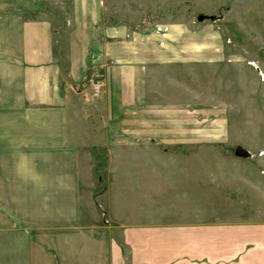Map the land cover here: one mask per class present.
I'll return each mask as SVG.
<instances>
[{
  "label": "crops",
  "instance_id": "crops-1",
  "mask_svg": "<svg viewBox=\"0 0 264 264\" xmlns=\"http://www.w3.org/2000/svg\"><path fill=\"white\" fill-rule=\"evenodd\" d=\"M102 10L100 0H0V264H264V224L164 210L187 199L160 180L177 177L173 167L145 158L158 150L139 146L176 137L161 131L148 71L190 54L174 38L108 27ZM98 138L102 224L83 196ZM164 189L172 195L160 198ZM139 195L155 212L129 210Z\"/></svg>",
  "mask_w": 264,
  "mask_h": 264
},
{
  "label": "rangeland",
  "instance_id": "rangeland-1",
  "mask_svg": "<svg viewBox=\"0 0 264 264\" xmlns=\"http://www.w3.org/2000/svg\"><path fill=\"white\" fill-rule=\"evenodd\" d=\"M100 7L106 26L130 36L145 32L163 41L174 38L190 54L183 62L169 59L148 71L150 102L162 120L161 131L176 137L140 141L139 146L158 150L157 156L145 158L163 170L173 167L177 177L164 170L160 180L179 184L175 194L187 199L165 204L164 210L185 207L207 215L209 222L217 218L263 226L264 0H100ZM199 16L206 18L198 21ZM91 117V128L98 131L97 115ZM97 141L83 196L93 202L102 224L107 158L101 149L107 141ZM238 147L246 157L234 154ZM142 175L139 190L149 199V179ZM171 195L164 189L159 197ZM138 200L129 203L130 211L155 212L143 205L142 196Z\"/></svg>",
  "mask_w": 264,
  "mask_h": 264
},
{
  "label": "built area",
  "instance_id": "built-area-1",
  "mask_svg": "<svg viewBox=\"0 0 264 264\" xmlns=\"http://www.w3.org/2000/svg\"><path fill=\"white\" fill-rule=\"evenodd\" d=\"M88 85L90 96L94 98L98 97L100 94V83L98 81H94L93 79H89Z\"/></svg>",
  "mask_w": 264,
  "mask_h": 264
},
{
  "label": "water",
  "instance_id": "water-1",
  "mask_svg": "<svg viewBox=\"0 0 264 264\" xmlns=\"http://www.w3.org/2000/svg\"><path fill=\"white\" fill-rule=\"evenodd\" d=\"M206 17L205 16H199L198 17V21H202L204 20ZM234 154L238 157H246L247 153L245 151H243L241 148H236L234 151Z\"/></svg>",
  "mask_w": 264,
  "mask_h": 264
}]
</instances>
